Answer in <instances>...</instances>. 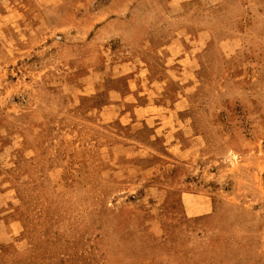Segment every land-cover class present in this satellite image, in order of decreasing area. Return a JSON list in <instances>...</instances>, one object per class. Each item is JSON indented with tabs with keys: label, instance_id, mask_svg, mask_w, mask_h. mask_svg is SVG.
I'll return each instance as SVG.
<instances>
[{
	"label": "rangeland",
	"instance_id": "obj_1",
	"mask_svg": "<svg viewBox=\"0 0 264 264\" xmlns=\"http://www.w3.org/2000/svg\"><path fill=\"white\" fill-rule=\"evenodd\" d=\"M0 264H264V0H0Z\"/></svg>",
	"mask_w": 264,
	"mask_h": 264
},
{
	"label": "crops",
	"instance_id": "obj_2",
	"mask_svg": "<svg viewBox=\"0 0 264 264\" xmlns=\"http://www.w3.org/2000/svg\"><path fill=\"white\" fill-rule=\"evenodd\" d=\"M134 8H136V5H134ZM106 10H108L106 8V6H103V7H101L98 10L100 15H98L96 22L97 23H102V24L98 27L97 31L95 32L96 36H97V34H100L98 31H100V30H105V31L108 30V27H110L113 23H121V22H123L125 14H127V13L132 11L131 10V6H128L126 9L123 8L122 6H116L113 9L111 8L110 10H108V12ZM177 10L178 9H176L175 6H172V11H170V12L175 13ZM96 14H97V12H96ZM113 17H115V18H113ZM104 39H108V40H104V41L107 42V41L116 39V36H112V37L108 36L107 38H104Z\"/></svg>",
	"mask_w": 264,
	"mask_h": 264
}]
</instances>
